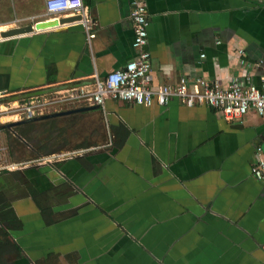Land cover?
I'll use <instances>...</instances> for the list:
<instances>
[{
  "label": "crops",
  "instance_id": "0c3cea01",
  "mask_svg": "<svg viewBox=\"0 0 264 264\" xmlns=\"http://www.w3.org/2000/svg\"><path fill=\"white\" fill-rule=\"evenodd\" d=\"M82 1L90 41L77 22L0 38V103L90 84L135 56L130 0ZM139 1L152 86L258 83L264 0ZM0 18V33L46 19L44 0H0ZM80 112L92 144L38 158L12 130L25 118L0 119V264H264V182L250 173L264 115L227 120L177 98Z\"/></svg>",
  "mask_w": 264,
  "mask_h": 264
},
{
  "label": "built area",
  "instance_id": "2783aa9c",
  "mask_svg": "<svg viewBox=\"0 0 264 264\" xmlns=\"http://www.w3.org/2000/svg\"><path fill=\"white\" fill-rule=\"evenodd\" d=\"M129 17L132 24V47L135 56L123 66L108 71L103 77L93 75L90 84L62 85L18 95L16 99L0 103V119L15 115L28 119L57 112L62 105H96L103 108L106 99L127 101L150 106L165 105L172 98L191 106L203 104L219 111L227 120L238 118L249 109L264 115V72L258 83L240 84L236 78L223 87L214 80L195 77L190 85L185 76L172 84L151 85V62L147 45V11L139 0H130ZM46 19L77 15L87 41L94 36L93 21L82 0H44ZM1 25V18H0ZM243 64L244 60L240 59ZM259 62L254 66L259 67ZM264 65H262L263 67ZM8 93H0V97ZM251 176L264 182V156L260 149L250 168Z\"/></svg>",
  "mask_w": 264,
  "mask_h": 264
},
{
  "label": "trees",
  "instance_id": "16d2710c",
  "mask_svg": "<svg viewBox=\"0 0 264 264\" xmlns=\"http://www.w3.org/2000/svg\"><path fill=\"white\" fill-rule=\"evenodd\" d=\"M82 113V112H79ZM78 113L47 114L24 119L12 125L18 138H22L29 147L33 158L46 156L69 148H81L92 143H79L72 146V137L76 133L74 126Z\"/></svg>",
  "mask_w": 264,
  "mask_h": 264
},
{
  "label": "water",
  "instance_id": "95a60500",
  "mask_svg": "<svg viewBox=\"0 0 264 264\" xmlns=\"http://www.w3.org/2000/svg\"><path fill=\"white\" fill-rule=\"evenodd\" d=\"M78 19H79V16L77 15H69V16L59 17L57 19L35 20L33 21V23H28L27 25H23V26H15V27H12L11 29H8L0 33V38H3L5 36H14L16 34L30 33V32L43 30V29H48V28L56 27L66 22H75ZM97 107L98 106L96 105L75 107V108L64 111V113L80 112V111H84L87 109H93ZM57 113L58 112H55V114ZM257 142L259 143V149L262 155L264 156V131L257 136Z\"/></svg>",
  "mask_w": 264,
  "mask_h": 264
},
{
  "label": "flooded vegetation",
  "instance_id": "af4514ba",
  "mask_svg": "<svg viewBox=\"0 0 264 264\" xmlns=\"http://www.w3.org/2000/svg\"><path fill=\"white\" fill-rule=\"evenodd\" d=\"M82 106H89V105H85L84 104ZM70 113H74V112H70ZM76 113H78L77 114L78 115V119L77 120H79V123L80 122L83 123L84 122L83 114L82 113H79V112H76ZM85 142L86 143H89V142H92V141H89L88 139H85L84 136H83V134L80 133V132H78V130H77L75 137L72 139L71 145L72 146H75L76 144H79V143L81 144V143H85ZM73 149H80V148H73Z\"/></svg>",
  "mask_w": 264,
  "mask_h": 264
},
{
  "label": "rangeland",
  "instance_id": "374dc122",
  "mask_svg": "<svg viewBox=\"0 0 264 264\" xmlns=\"http://www.w3.org/2000/svg\"><path fill=\"white\" fill-rule=\"evenodd\" d=\"M98 118V117H97ZM79 125H81V122L77 125V126H79ZM31 159H26L25 161H23V162H28V161H30Z\"/></svg>",
  "mask_w": 264,
  "mask_h": 264
},
{
  "label": "bare ground",
  "instance_id": "6f19581e",
  "mask_svg": "<svg viewBox=\"0 0 264 264\" xmlns=\"http://www.w3.org/2000/svg\"><path fill=\"white\" fill-rule=\"evenodd\" d=\"M2 26V25H1Z\"/></svg>",
  "mask_w": 264,
  "mask_h": 264
}]
</instances>
